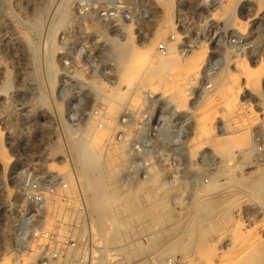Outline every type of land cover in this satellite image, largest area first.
Instances as JSON below:
<instances>
[{
	"label": "rangeland",
	"instance_id": "374dc122",
	"mask_svg": "<svg viewBox=\"0 0 264 264\" xmlns=\"http://www.w3.org/2000/svg\"><path fill=\"white\" fill-rule=\"evenodd\" d=\"M39 1L0 0V143L5 157L4 160H1L0 156V264H66L65 260L68 256H80L77 258V264H88L91 259H101L100 264H117L118 262L129 264L131 259L123 261L122 256L133 251L137 260H141L144 264H166L167 260L171 258L173 259L172 264H218L221 260H230L232 258L230 253L235 251L243 241V244L245 241L247 244L253 242L251 244L255 250L253 251L260 255V264H264V202H257L256 205L253 199H248L246 204L240 199L233 202L234 204L227 205L222 210L225 221L222 219L223 216H220V218L216 217L208 228L206 224L200 228H198L199 226L194 227L195 230L208 229L209 232H194L191 242L186 243L180 237L182 240L178 239L180 241L178 248L185 246L186 248L184 247L183 250L177 249L176 252L169 254L165 252L164 247L159 249V245L165 243L164 246H169L171 244L170 240L163 242L165 239L163 237L167 236L169 227L180 228L183 226L187 211L193 209L191 207L193 200L199 197L197 190L201 185L207 184L209 177L215 178L219 175L218 183H223L225 176H222L220 172L228 171V168L224 166L234 163L235 160L238 161L241 157V153H231L223 160L225 164L222 163L223 161L220 163L221 168H182L183 164L185 165L187 162L186 143L188 138H186L185 132L191 118L186 119L189 118V112L190 114L194 113L195 116L197 108L200 107L198 101L193 106L191 99L199 98L200 90L195 87L200 82L205 60L198 68L197 77L185 90L184 105L174 112L178 115L175 120L179 121L185 117L186 122L184 125L181 124V134L174 137L171 144L161 142L156 130L160 118L165 115L164 111L172 106L167 103L166 95H160V89L153 92V95H145L154 84H158L161 88L162 85L159 82L163 81L155 80L157 77L149 78L143 82V88L136 84L125 93L123 92L124 84L118 82L117 68L120 67V63L113 54L118 42L124 41L125 28L129 29L132 34L133 39H130V42L142 48L152 40L151 35L163 26L164 10L169 11L168 21L170 22L169 28L163 36L164 40L168 39L166 48L169 45L176 49L179 58L188 54L191 56L193 51L197 50L195 48L191 53H188L186 51L188 47L183 46L186 43L181 40V37L180 41L178 39L180 33L177 34L175 29L177 13L175 2L169 0L164 7L154 0H141L145 15L137 23L133 20L137 14L136 9L121 8V10L113 11L114 18L110 23L107 41H103L101 37L104 35L103 31L92 30L94 33H99V36H96V40L93 41L91 60L96 66L99 64L103 71L60 74L56 72L57 41L55 37L58 29L70 21L72 16L70 0L60 1L59 15L57 14L56 18L53 16V11L60 3L59 0H45V6L42 9L39 7L36 9ZM250 4L246 6L252 7L255 11L256 4ZM34 9H40L39 24H36L32 17ZM261 9H264V1ZM183 12L186 15L183 25L185 33H190V35L199 33L200 27L190 22L191 14L194 11L185 8ZM65 15L67 18L64 19ZM186 23L189 24L186 25ZM32 24L39 25L40 30L30 31L29 27ZM128 24H132V28ZM139 24L141 28L138 26ZM93 28H97L96 25ZM170 35H173L174 39H169ZM159 43H162L161 40L155 42L154 48L158 54L162 55L157 50ZM196 46L198 47V43ZM137 54H141V49ZM50 58L52 63L51 81H49L45 70L46 63ZM239 61L236 60L235 65ZM261 65L264 68V64ZM263 76L264 72L260 81ZM141 80L138 78L136 81L140 82ZM5 82L9 83L6 88H4ZM113 92L120 93V95L123 93L124 99L123 103L121 102L122 106L117 108L118 110L116 109L114 114H110L107 111L105 97H110L109 94ZM136 92L141 94L135 96ZM209 105L211 106L210 102L204 108L209 111L205 114V119L211 127L217 117L228 122V118H232L235 115L234 112L238 111L237 107L229 111L227 106L216 105L212 108L214 105L211 107ZM190 106H193L192 109ZM220 109L223 112L220 113ZM124 119L129 121L125 129L122 126ZM147 119H149V124L144 137L137 139L141 122ZM89 125L92 126V129L87 130ZM108 126L110 129L107 128ZM91 132L99 134L101 138H106L108 141V147H105V150L100 153L102 159H105L107 152L116 150V156L119 159L116 157L111 165L114 171L112 179H116L114 187L117 193L121 195L125 192L127 197L133 196L134 193L139 197L136 202V211L131 212L133 209H128L130 217L138 216L142 223L135 233V241L138 242L137 250L130 249V244H127L126 247L124 243L106 244L107 249L102 246L104 245L103 239H108L113 234L116 220L124 218L123 213H118L115 219L100 215L98 225H95L91 221L89 213L87 214L89 202L85 199L86 196L84 199L79 196V200H71L72 202L68 200L70 204L65 198V194L69 190L67 176L70 175L69 177L74 181L73 192L79 193L81 190L80 183L76 179L77 169L73 160L74 148L79 150V147H89V133ZM123 138H125V142L122 144L120 141ZM195 146L192 163L200 166L204 163H214L216 158L219 161L218 156L215 154L217 157L214 158L210 150L207 149L208 147L211 149L209 145ZM118 149L123 152L119 154ZM249 149L248 157L251 159L252 144ZM149 162L152 163V166H157L149 167ZM132 163H137L140 167L137 169L127 168ZM253 168L247 166L241 171L234 170L231 177L232 179L235 177L234 179L250 180L256 175L254 173L256 170ZM193 187L197 188L196 192L193 191ZM66 188L68 190L63 194L65 202L62 198L56 199V205H51L49 212H46L47 215L43 216L48 197L56 195ZM161 196L163 199H159ZM59 202L64 203L60 204ZM98 203V199H94V205H98ZM67 204L70 207L66 206ZM74 206L77 209H73ZM59 210L62 212L60 213ZM161 213L164 220L173 224L163 228L161 226L160 231L163 233L158 234L159 227H152L150 230H153L154 234L152 233V235L155 237L150 239L151 243L150 240H146L144 236L146 232L143 230L147 229L148 221L158 220ZM45 217H49L48 220ZM80 223L83 224L85 230V235L81 237L77 236ZM43 228L45 231H49L48 239H43L42 235V240L39 243L42 248L32 247L31 241ZM251 234L253 239L251 238L249 241L248 236ZM155 238L157 241L154 240ZM38 239H34L35 243H38ZM130 240V238L127 239V241ZM20 257H22L21 261Z\"/></svg>",
	"mask_w": 264,
	"mask_h": 264
},
{
	"label": "bare ground",
	"instance_id": "6f19581e",
	"mask_svg": "<svg viewBox=\"0 0 264 264\" xmlns=\"http://www.w3.org/2000/svg\"><path fill=\"white\" fill-rule=\"evenodd\" d=\"M154 1L157 4L164 5L165 7L169 0H154ZM263 1L264 0H227V2L224 3L216 13L213 14L212 18L215 19L216 21H222L224 25L235 26L237 24L235 14L239 6L241 5L246 6V5H249L250 3L256 4L255 12L258 13L260 10H262L261 6L263 5ZM45 2H46L45 0H40L39 5L36 7V9L38 7L42 9L45 6ZM69 4H70V1H69ZM60 5H61V2L55 7L53 11L54 12L53 16H55V18L57 14L59 15L58 12H59ZM33 8L34 7L32 6V9ZM164 11H163V17H164L163 26L159 29L157 28L158 31H155L153 35H151L152 40L146 46H143L144 48L143 47L139 48L137 47V45H134L133 43L130 42V39H133L132 34L129 31V29L125 28V37L123 36L124 41L118 42V44L115 47V52L113 55H114V58L120 63V67L118 68L116 67V68H117V72L119 76L118 82H120L121 84L123 83L125 87L123 92L124 93L127 92L130 87L135 86L136 84H138L139 87L143 88V82H146V79L157 77V79L155 80L163 81V82L158 81L162 85V87L159 88L158 84H154V86L149 88L150 91L148 90L149 91L148 94L145 93V95H149V94L153 95V92H155L157 89H160L159 91L160 95H164V96L166 95L165 98H167L166 99L168 101L167 103H169L172 106L171 108L167 109V111H170L171 113L170 112H166V113L168 114V116L169 115L174 116L175 115L174 112L177 110V108L181 107L185 103V102L183 103V101L186 99L185 90L187 89V86L190 85L192 81L197 77L198 68L201 66V64L205 60L204 58H205L206 50L203 45H199L198 47L193 46V48H189L187 50L188 53H191L193 49L197 48L196 51H193L191 56H188L189 55L188 54V55L183 56V58H179L177 50L167 45L166 53L163 56L158 54L155 51L156 49L154 48V44L155 42L159 40H161V42L166 43V40L163 39V36L165 35L167 28H169V23H170L168 21L169 11L168 10H166L165 12ZM40 14H41L40 9L39 10L34 9L32 13L33 15L32 17H34L36 24L40 23V17H41ZM65 18H67L66 15L64 16V19ZM133 20L136 23L137 21H141L137 16H134ZM36 24L30 25L29 27L30 31H33V32L38 31L39 25H36ZM128 25H131V28H132V24H128ZM138 26L141 28L140 24ZM136 30L140 34V31L137 28ZM178 39L180 41V36ZM140 49H141V54L136 55L137 52H140ZM217 60L221 61V58L217 56ZM236 60H240V61L235 65ZM44 61H45V58H44ZM230 63H234L236 69L239 71L238 75L230 72V70L228 69V65ZM51 64L52 63H51V58H50V60H48L46 63V69H45L46 75L49 78V81H51L52 79L51 77L52 65ZM263 72H264V68L262 65H259L257 67H250L242 59H234L233 57L230 56L229 52H226L224 53L222 66L219 69H217L216 72H214V74L210 77V82L213 85V88L211 90V95L214 98L210 100V97H209L210 94H208L206 91L205 92L202 91L201 101H203V103L200 107H198L199 110L196 112V116L193 115L194 125L192 127L193 128L192 136L188 139L186 143V153H187L188 160L191 161L193 155H195V147H196L195 145L200 146L202 144L209 145L211 149L209 147L207 149L210 150L214 158H216L217 156L219 158L220 162L216 160L217 159L216 158L214 161V164L216 166L212 167L211 169L221 168L220 163L224 159H226V157L231 155V153H235V152L241 153V157L239 156L240 159L238 161L235 160L234 163H231L230 165L226 164L224 166L225 168H228V171L226 173L220 172L222 176L223 175L225 176L223 178V180L225 179L223 183H218L217 178L220 176L219 175L218 177H215V178L209 177L208 181L206 180L207 184L205 185L200 184L201 187L199 188V190H197V192H199V195H198L199 197L195 199L196 201L193 200V203L191 204V207L193 209L192 211H187L188 214L186 215V219L183 221V226H181L182 228L181 227L180 228L169 227V229L167 228L169 231L167 232L168 233L167 236L163 237L165 238L163 239V242L164 240H168V241L170 240L171 244L169 246H164L165 243L163 245H159L160 246L159 249L164 247V250L166 253L171 254V253L176 252L177 249H182V250L184 249L185 246H183V248L181 247L178 248L179 247L178 243L180 242L178 241V239L180 237H182L186 243H189L191 242L190 240L194 236L192 235L194 232H200V231L209 232L208 229L195 230V228H197L196 226H199L198 228H200V226L202 227V225L204 226V224H206L208 228V226L214 221L216 217L220 218V216H223L222 210L227 205L233 202H236L237 200H240V199H242L241 202H244L245 204L247 203L248 199H253L255 204L257 202H262V201L264 202V158H262L261 156H258L254 150H253V155L251 159L248 157L249 150H250L249 148L251 147V144H252L251 136H250V125L254 121V117L251 114V112H249V110L242 109L240 105V98H239V94L241 93V90H242L241 89L242 84H244V87L252 95H255V96L261 95L262 91H260L259 88H260V83H261L260 80H261V76ZM138 78L142 80L140 82L136 81ZM4 84H5L4 88L8 87L9 85V83H6V82ZM117 86H118V83H117ZM139 94L141 93L139 92L134 93L135 96H139ZM109 95L110 97L108 98L107 96L105 97V99L107 100L106 101L107 111L110 114H114L116 109L122 106V103H123L122 100L124 99L123 97L124 95L123 93L120 95V93H117V92H113ZM209 102L211 103V106L214 105L212 106V108L215 107L216 105H222L224 107L227 106L229 111H232L235 107L238 108V111L234 112L235 113L234 116L237 117L236 119H234L231 123H228L226 120H224V122L221 123L220 128L223 129L225 132H221L219 134V137L217 138H214L215 135H213V132L211 131V128L208 127V122L205 119L206 117L205 114H207L209 111L206 110L207 108H204V107H207V104H209ZM224 110L226 109L224 108ZM90 128L92 129L91 125H89L86 129L90 130ZM107 128L110 129L109 126ZM105 135L107 136V134ZM89 136H90L89 147H86V148L79 147V150L78 148L77 149L74 148L75 155H74L73 160H74V163L77 169L76 179L80 183V188H81L80 192L79 193L73 192V189H74L73 182L74 181L72 180L71 177H69L70 175L67 176L69 190L68 188H66L65 190H62L56 195L49 196L46 202L43 216L47 215L46 212H49V210L51 209V205L53 206L56 205V199L62 198V200H64L63 194H65L67 190L68 191L65 194L67 196V197L65 196V198H67L66 199L67 201L68 200L71 201L75 199L79 200L80 198L79 196H81L84 199V196H86L85 199H87V201L89 202V212H87V214L89 213L91 221L95 225H98L100 215L106 218H109V219H115L116 215L120 212L125 215L122 220L117 219L116 222L114 223L113 234L110 237H108V239L107 238L103 239V244H104L102 245L103 248L107 249L106 244H110L114 242V244L124 243L126 247H127V244H130L129 245L130 249L137 250L138 242L135 241L136 240L135 233L138 231L140 224L142 223L139 221L138 216L130 217L131 214L128 213V209L132 208L133 211L131 212L136 211L137 209L136 202L138 201L139 197L137 194H134V193H133V196L127 197L124 191H123L124 193H122L121 195L117 193V190L114 187L116 179L115 180L112 179V175L114 171L111 165L112 164L111 162L114 161V159L117 157L116 150H113V151L111 150L107 152L105 155V159H102L100 153L103 150H105V147H108V141L106 140V138L105 139L101 138V136L95 132L89 133ZM123 137L125 136L123 135ZM162 137L164 136L162 135ZM120 142L123 144L125 142V138H123ZM122 152L119 151L118 149L119 154ZM215 154L217 156H215ZM0 156H1V160L2 159L4 160L5 157H4V152L2 151L1 143H0ZM4 163L6 162L4 161ZM222 163H224V161ZM148 165L149 167L157 166V165L152 166V163L150 162L148 163ZM247 166L254 167L253 169L256 170V172L253 171L254 173H256V175L252 179L240 180L239 178L234 179L235 177H233L232 179L231 177L232 171L234 170L241 171V169L247 168ZM117 182L118 181H116V183ZM192 189L193 191H195L197 188L193 187ZM94 199H98L99 201L98 205H94ZM159 199H163V196H161ZM64 202H59V203L62 204ZM248 203L250 204V202ZM69 204H67L66 206L70 207ZM73 209H77V208H75L74 206ZM59 211L60 213L62 212L61 210ZM160 215L161 217L158 220L153 221L151 219V221H148V225L146 226L147 229L143 230L144 232H146L144 236L147 241L150 240L154 236L152 235V233L154 234V232H152L153 230H150L152 229V227L154 226L159 227L157 229L158 230L157 234H158V233H163V231H160L161 226L163 228L164 226L166 227V226L173 224V223H170L169 221L164 220L162 213ZM223 218L224 216L222 217V219ZM47 220L46 222H48ZM109 221L111 222V220ZM88 230L89 229L87 226V231ZM44 231L45 230L43 228L41 232L37 235V237L33 238L30 244L32 247L42 248V245L39 244L40 240H42L41 236L43 235L44 236L43 239L47 240L48 234H49V231L47 230H46L47 232L46 231L44 232ZM77 231H78L77 236L81 237L85 235L84 233L85 230L83 229L82 223H80V229H78ZM248 237L250 241L253 236L251 234V236H248ZM128 238H130L131 240L127 241ZM34 239L36 240L38 239V243H35ZM154 240L157 241L156 238ZM150 242L152 243L151 240ZM243 243L239 247H237L235 251L230 253L232 256L230 260H227V261L221 260L218 264H260L261 257L259 254L257 255L256 252L254 253L255 250L253 249V246H251L253 242H251L250 244H247V241H245V244ZM182 244H185V243H182ZM226 244L228 245V243ZM229 244H232V243H229ZM103 248H100V249H103ZM159 252L161 251L159 250ZM162 252H164L163 249H162ZM134 253H135L134 251L127 252L124 257L122 256L123 261H127L129 258L131 259V262H130L131 264H144L143 262H141V260L140 261L137 260L136 256H134L135 255ZM77 258H80V256H77V257L68 256L65 260V263L66 264H77ZM21 259L22 257H20V261ZM92 260L93 259L89 260L88 264H100L101 263V259H96V260L94 259L93 261ZM172 260H173L172 258L168 259L166 264H172L173 262ZM109 262H112V261H109ZM12 264H15V263H12ZM117 264H120V262H118Z\"/></svg>",
	"mask_w": 264,
	"mask_h": 264
},
{
	"label": "built area",
	"instance_id": "2783aa9c",
	"mask_svg": "<svg viewBox=\"0 0 264 264\" xmlns=\"http://www.w3.org/2000/svg\"><path fill=\"white\" fill-rule=\"evenodd\" d=\"M173 1L176 4L177 10L175 29L177 33L180 32L182 41H186V44L183 46L189 49L198 43V46L203 45L206 50V59L201 71L202 76L200 77V82L195 87V89L200 90L199 98L197 100L195 98L191 99L193 106L196 101H198L200 106L202 105V91L210 94V100L214 98L211 95L213 85L210 82V77L222 66L224 53L229 52L231 57L234 59H242L250 67H257L264 64V9L256 13L252 7L239 6L235 14L237 24L231 26L224 25L222 21H216L212 18L213 14L227 0ZM142 6L141 0H70V8L72 11L70 21L58 29L55 37L57 41L56 72L62 74L103 71V69H100L99 64L96 66L91 60V50L94 48L93 41L96 40V36H99V33H94L92 30H96L97 32L103 31L104 35L101 37L103 41H107L109 38L107 34L110 31V23L114 18L113 11L121 10V8H134L137 11L136 16L141 20L145 15ZM185 8L191 9L192 12L194 11L191 14L190 22L200 27L198 29L199 33L196 32L194 35L185 33V28L183 27L185 24L184 21L186 20V15L183 12ZM189 23H186V25ZM95 25L97 28H93ZM169 39H174V36L170 35ZM165 40L168 41L167 38ZM157 50L164 55L166 53V43H159ZM217 56L221 58V61L217 60ZM228 69L236 75L239 74L234 63H230ZM241 89V93L239 94L240 105L243 110H249L254 117V121L250 125L253 150L258 156L264 158V76L260 83V90L262 91L260 96L252 95L244 87V84H242ZM193 106H190L191 109ZM198 110L199 108H197ZM221 111L223 112L222 109H220V113ZM164 112L165 115L160 118L159 126L156 130L158 139L161 142L171 144L173 138L181 134V124L184 125L186 120L190 118L191 120L187 123L185 135L188 139L192 136L194 113L192 114L191 112L190 114L189 112V118L185 120L184 117L182 120L177 121L175 119L178 115L168 116L166 112L170 111L165 110ZM236 118V116H232V118H228V122L231 123ZM222 122H224V119L217 117L212 123V127L208 124L212 132L214 129V137H219L221 132H225L220 128ZM128 124L129 121L124 119L122 124L124 129ZM148 124L149 119L141 122L137 139L144 137ZM186 159V164L182 166L185 169H211L216 166L214 163H204L198 166L188 160L187 153ZM139 167L140 165L137 163H132L129 166L130 169H137Z\"/></svg>",
	"mask_w": 264,
	"mask_h": 264
}]
</instances>
